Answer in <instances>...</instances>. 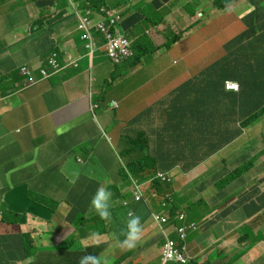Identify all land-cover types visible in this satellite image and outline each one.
Returning <instances> with one entry per match:
<instances>
[{
  "label": "crops",
  "instance_id": "0c3cea01",
  "mask_svg": "<svg viewBox=\"0 0 264 264\" xmlns=\"http://www.w3.org/2000/svg\"><path fill=\"white\" fill-rule=\"evenodd\" d=\"M71 1L82 13L85 11L84 0H0V264H61L59 252L54 248L60 240L74 235L75 227L67 219L70 205L81 202L89 209L90 200L99 186H121L124 183L117 166L112 168L117 172V178L108 180L101 162L97 161L99 168H96L92 159L79 158L76 161L82 167L78 166L73 174H63L59 170L62 181L56 186L61 193L55 197L59 204L50 209L28 197L35 183L28 189L19 186L14 174L17 167L12 165L14 162L23 156L27 160L42 158L34 157L33 150L45 141L44 145L52 147L56 139L64 136L70 137L64 142V150L70 147L68 154L73 151L71 146L91 139L90 143L96 144L92 148L94 150L99 146L97 140L104 143L94 154L108 156L114 146L123 149L122 133L134 136L140 131L151 139V148L158 150L159 159L165 156L176 161L173 166L179 165L171 171L176 181L170 186L178 209H190L193 202L192 206L200 211L198 216L205 218L204 225L191 232L188 239L189 252L195 261L198 264H264V115L230 143L232 98L228 95L222 97L215 91L198 98L191 94L203 79L213 75L214 65L220 60L222 63L228 54L236 58L239 67L238 77L228 80L245 84L248 75L264 73V37L242 43L246 48L243 52L237 51L238 46L227 47L229 41L246 30L242 19L254 7L246 4L245 0H238L228 9L210 10V14L215 15L213 17L207 14V9L204 10L209 7L202 5L182 15L176 12L178 7L172 0L164 6L158 5L155 23L150 30L143 31L137 25L128 29L126 25L124 31L132 34V40L142 39L143 35L147 37L141 50H149L150 54L143 61L146 66L152 65L155 71L151 74L150 87L132 90L131 82L144 67H131L125 62L114 67L115 70L105 68L104 60L108 57L103 39L96 31L97 49L92 58L88 57L77 30L78 21ZM256 1L264 6V0ZM142 3L143 0H107V7L120 11L128 9L123 16V22H126L132 8L142 6ZM92 19L97 22L99 16L94 14ZM173 41V45L167 46ZM153 46L157 47L155 51ZM54 52L60 53L62 63L69 57L79 60V67L69 66L41 80L39 69L48 67L47 60ZM25 65L34 69V77L39 80L33 86H29L28 79L20 74V68ZM102 72L104 76L112 77L110 96L119 98L108 101L104 109L102 101H98L102 93L96 78ZM189 81L195 82L191 84L189 95L192 124L197 114L201 128L207 131L205 136L199 137L207 143H199L197 154H213L223 148L219 155L195 168L187 162L181 163L176 156H168L161 121L174 105L184 99L174 93ZM96 102L99 107L94 111L92 107ZM113 103L118 105L117 108H112ZM254 110L256 108L250 103L243 101L239 109V124L250 119ZM130 123L133 125L125 127ZM72 129L74 137L70 136ZM104 130L108 132L103 134ZM45 136L47 139L43 141ZM51 153L44 157L50 159V174L55 170V162L61 161L54 160ZM110 161L114 163L116 160L112 158ZM44 168L39 166L38 170ZM235 169H244L247 173L240 177L238 184H230L227 191L220 190L216 181ZM9 172L11 176L8 179ZM80 178H96L98 181L92 184ZM76 180L82 181L79 188H84L79 195L69 192L71 186H77ZM192 183H196V196L191 201H180ZM87 186L89 190H86ZM39 193L46 195V199L51 197L46 189ZM226 194L229 195L225 197ZM133 205L131 202V207L111 208V222L104 221L107 234L100 235V238L101 242H109V246L103 257L107 256L111 264L130 251L117 246L114 231L126 228L130 211L138 215ZM210 205L212 210L204 214ZM2 215L17 220L3 221ZM88 215L97 214L89 211ZM141 223V239L133 248L136 253L126 263L134 259L142 261V264H162L158 253V260L153 261V248L159 251L164 236L156 228H151V216L141 219ZM212 224L219 227L216 232ZM24 233L32 237V243L26 247L21 239ZM92 233L95 232L88 231L74 247L80 249L92 244L87 239ZM244 233L250 239L240 241Z\"/></svg>",
  "mask_w": 264,
  "mask_h": 264
},
{
  "label": "clouds",
  "instance_id": "9594fccd",
  "mask_svg": "<svg viewBox=\"0 0 264 264\" xmlns=\"http://www.w3.org/2000/svg\"><path fill=\"white\" fill-rule=\"evenodd\" d=\"M143 1H146V0H143ZM149 1H150V3L155 5L156 11H158V9H157L158 5L162 4L164 6V3H169L172 0H170L168 2H166L164 0H149ZM156 1H159V3L157 4ZM193 1H196V0H193ZM208 1H209V4L206 5L205 7H209L210 10H213V11L223 10V9H216V7L214 6V3H213L214 0H208ZM236 1H238V0H234L232 3H230V5L227 7V9ZM245 1H246V4L251 5L250 0H245ZM71 4L74 7V10L76 13V18L78 21L77 30L80 32L81 40L84 42V46H85V49L87 51L88 57L92 58L96 52V49H97L96 41H95V37H94V31H96L102 37L103 43H104L103 46L105 47L106 56L113 63L114 67H117V66H119L125 62H128V64H131V67H133L132 61L130 62V60L133 59L135 56V51L133 48L135 41L136 40L140 41V43L142 45V44H145L147 42V37L143 35L142 39L138 38L134 41V40H132V37H129L128 34H126V32L124 31V27H123V23L125 22V21L123 22V16L128 9L120 11V10H116L118 8L107 7V4H106V6H102L98 9H94V8H90L89 3H87V5L85 4L84 14H82L81 11L78 9V6H76L75 3H73L71 1ZM177 7L178 8L176 9V12L178 14L183 15L187 11L188 4L185 6H177ZM134 8L135 7L132 8L133 12L132 13L130 12V14L127 17H129L130 15H132L134 13H137L142 17V21H143L145 19V14L141 10H139V11L134 10ZM193 10H194V8L192 9V11ZM187 13H189V12L187 11ZM94 14H97L99 16V20L97 22H94L92 19ZM199 16H201V14ZM83 18H87L89 20L90 24H89L88 31L80 28L81 19H83ZM112 20H115V22L112 23ZM129 29H131V28H129ZM104 30L109 31L110 33H112L115 36L117 35V36L124 37L130 44V50L132 52L131 56L124 58V59L120 60L119 62L114 61L110 56L109 41L107 39V36H106V33ZM85 35H88V37L84 38ZM174 43L175 42L173 41V42H171V44H167V46L173 45ZM153 48H155V46H153ZM155 50L156 49H154L153 51H155ZM149 54H147V55H149ZM144 58L145 57H143V59ZM53 59H55L58 63L59 67L57 69H54V67L51 64V60H53ZM143 59L140 63H138L137 65H134V66L135 67H137L139 65L141 66L144 63ZM47 64H48L47 68L41 66L39 69L40 75H41V80L48 79L52 75L57 74V73L61 72L62 70H65L69 66L79 67V60L72 59L71 57H69V59L65 63H62V61L60 59V53L54 52L48 58ZM23 69H27L29 71V74L24 73ZM20 72H21V75L25 76L28 79V85L29 86H33L39 82V80L34 77V69L31 66H29V65L22 66L20 68ZM43 72H45L46 74H44ZM189 82H191V81H189ZM192 83H195V82H192ZM180 88H178V90ZM225 90L229 91V92L240 93L241 84L239 82H236V81L228 80L225 83ZM190 92H191V90H190ZM174 94L176 96H178L177 95L178 91H176ZM189 95H186V94L183 95L182 97L184 99H182L180 104L174 105L171 108V110L165 116H163L161 118V121H162V125L164 128V134L166 135V143L168 146L167 147L168 156H172V155L176 156L180 160L181 163L187 162L190 164V166L195 168L200 163H203V162L207 161L208 159L219 155L220 152L223 150V148L217 149L216 152L213 154H205V155H198L197 154V152L199 151V147H198L199 143H207V140H205V139L201 140V139H199V137L205 136L207 131L205 130V128H201L197 114L194 115V117H196V119H195V123L192 124L191 117H193V114L190 111ZM98 101H100V100H98ZM183 102L185 104H181ZM117 106L118 105L116 103L112 104L113 109L117 108ZM98 107H99V104L96 102L93 104L92 110L95 111L96 109H98ZM237 109H238V107H237ZM239 115H240L239 109L235 110L232 107L233 121H232L231 132L236 131V130H241V133L239 134V136H240L242 134V132L246 128H249L251 125L248 127H245L243 125L245 120L239 124V121H238ZM239 136H237V137H239ZM130 137H133V136H130ZM237 137L235 139H233V137H232V140L230 143H233L234 141H236ZM149 140H150L149 145L151 147V139H149ZM226 143H227V145L229 144L228 140H226ZM122 144H123V149H124L126 144H125V141H123V136H122ZM123 149H122V151H123ZM204 149L210 150L206 147ZM177 166H179V165H177ZM177 166H174V167L170 168L169 170H167L165 168H161V170H163V171L157 172L155 175H153L152 177H150L144 181H139L137 178L131 176L130 180L124 181L125 185H129V190L126 189L125 191H122V188L119 186L120 192L121 193H127V194H129V196L126 198H123V199H118L117 194H116V196L113 199V203H111V204H110V201L112 198L111 191L109 190V188L106 185L99 186L97 188L96 192L94 193V195L92 196L91 200H90L89 211L90 212L94 211L105 222H111V219H112L111 208H112V206H113V209L120 207L121 204L123 206H130L131 207V203L128 204V202H127V199H129V198H132L133 203L142 202L149 209V214L152 217L153 225L156 226L155 228L157 229L158 233H160L162 236H164V242H163L162 247H161L162 248L161 249L162 258H160L161 263L162 264H198L195 261L194 257L189 252L188 239H189L191 232L198 230L205 223L204 222V223L200 224L199 218L201 216H198V214L200 213L199 209H197L196 207H193L190 209L187 208L190 210L191 217L197 216V218H195V219H188L187 215L185 213V210L182 211V210L177 209L176 215H175V220H174L171 209H170L171 206L176 205L175 204L176 196L174 195L173 189L170 187L160 189L154 183V181H156V178H157L163 184L170 183V186H172L176 181V176L173 175L171 173V171ZM120 169H125V168H120ZM236 170L245 171V172L241 173L238 178H235V179L229 181L225 187L221 186L223 180L220 179V180L216 181L218 184L217 187L220 190H224V191L227 190V188L229 187L230 184L232 185L233 183L238 181L243 174L247 173L246 170H244V169H235V170H232L231 172H228V174H226V176H224L225 177L224 179L226 180V178L229 177L231 175V173L233 171H236ZM127 181H129V183H127ZM161 192H164V193H161ZM138 195L140 196L139 198H137ZM184 197H185V195L181 196L180 201H183ZM155 200H157L158 204L154 202ZM151 203H152V205H151ZM155 206H159L160 209L157 210L155 208ZM55 207L56 206L53 203H50V202L48 203L47 208L52 209ZM156 215H161V216L167 217V221H158L156 219ZM181 228H186V236L185 237H182V234L180 232ZM142 231H143V225L141 223V217L136 215L134 213V211H130L128 213V219L126 221V231L124 232V239L121 241H118L117 246H119L123 249H128V250L135 248L137 246V243L141 239ZM24 234H26V233H24ZM65 239H63L62 241H64ZM87 239H89L93 242L91 245H88L89 247L98 246L99 243H101L100 234H98V233H92L89 237H87ZM239 240H240V238H239ZM170 241L176 242L177 246L184 252L185 256L187 257V259H188L187 262H183V261L177 260V259H167L166 254H165V250H166L167 244ZM79 264H111V262L107 256H104L102 259L101 256H99V255L87 254V255H84L80 258ZM203 264H206V263H203ZM212 264H214V263H212Z\"/></svg>",
  "mask_w": 264,
  "mask_h": 264
},
{
  "label": "trees",
  "instance_id": "16d2710c",
  "mask_svg": "<svg viewBox=\"0 0 264 264\" xmlns=\"http://www.w3.org/2000/svg\"><path fill=\"white\" fill-rule=\"evenodd\" d=\"M85 4L89 3L90 8L98 9L102 6H106L107 0H84ZM166 2L170 0H164ZM234 0H214V6L216 9H225L227 8L230 3H232ZM158 4L159 1H156ZM250 4L254 7L251 13L243 17L242 21L246 25V30L236 36L234 39L228 42L227 47H233L238 46L237 51L243 52L246 50L245 47L242 46V43L245 41L252 39L255 40L257 37L258 39H261L264 37V6H260V2L256 0H250ZM142 21V17L134 13L126 18V22L123 23V27L125 28L126 25H128V29L136 26L139 22ZM249 44V43H248ZM143 45H141L140 41H135V44L133 46L135 51V56L132 61L133 66L140 63L147 54L150 53L149 50L141 48ZM157 49L156 47L153 48ZM223 62L221 63V60L216 63L215 67L213 68V75L210 76L208 79H203L198 84V89L195 91V88L192 90L191 94L194 95V97L198 98L199 96H205V93L209 91H215L218 95L225 97L228 95L232 98V105L233 109L238 110L240 109V105L243 101L250 103L253 108H256L254 110L253 115L250 119L244 121L243 125L245 127H248L252 125L253 123L257 122V120L264 115V73L261 75H248L246 77V83L241 84V91L240 93L236 92H228L225 90V83L230 78H237L239 75V67L237 64L236 58H233L232 55L228 54L223 58ZM233 63V65L230 64ZM192 82L186 83L184 86H182L178 90V96L183 95H189L190 94V87ZM181 104H185L184 102ZM238 107V109H237ZM241 133V130H236L232 132V137L235 139L239 134ZM149 139L147 135L140 131L135 136L130 137L129 142H125L126 146L122 151L123 156H128V162H127V169H119V176L122 180H130V177L133 176L137 178L139 181L147 180L148 178L152 177L159 171L161 168L165 167H174L175 161L172 159H167L165 156H160V159L158 157V154H155L153 151V148L149 145ZM134 154V155H133ZM130 157V158H129ZM169 170V169H167ZM245 171L236 170L231 173L229 177L226 178V180L222 181L221 186L225 187L229 181L238 178L241 173H244ZM61 176V174H60ZM156 186L160 189L168 188L170 187V183L163 184L160 180L156 178V181H154ZM109 190L112 193V200L117 194L118 199H123L129 196L127 193H121L119 190V186L117 184H111L109 187ZM72 191L75 189L73 186L71 187ZM80 193V192H79ZM79 193H73L75 195H79ZM196 196V193L193 192L192 194L188 195L186 194L183 201H191L192 198ZM32 198V200L44 207L48 206V203H53L55 206L56 201L50 197V199H46V195L36 192L34 194H30L29 196ZM191 207L193 208V202L190 203ZM112 206V205H111ZM70 210L67 215V219L69 222H71L75 227L74 235H70L67 237L64 241H61L56 245V248L59 252L58 260L61 264H79L80 258L87 254L92 255H99L101 258L103 257L106 249L109 246V242H101L98 246H86L85 248H75L74 245H76L77 241L85 236L88 231H92L95 233H98L100 235L107 234L105 227H104V220H102L98 215H88L89 209L87 207H83V203H78L77 205H70ZM121 207L123 205L121 204ZM113 208V206H112ZM132 208L136 211V213L141 217L142 220H145L147 217L150 216L149 209L147 206L142 203H134ZM171 212L173 215V218L175 220V215L178 207L176 205L171 206ZM1 220L6 221H16L17 219H7L4 215H2ZM126 231V228L117 229L115 234V240L121 241L124 239V232ZM258 237V235L256 236ZM22 245L26 247V245L29 243V245L32 243V238L29 234H22ZM250 237L244 233L241 235L240 240H249ZM91 245V244H89ZM136 253V251L130 250L128 254H123L119 259L114 261V264H142L141 261H135L132 259L128 263H126V260L129 259L131 256H133ZM103 259V258H102ZM208 264V263H206Z\"/></svg>",
  "mask_w": 264,
  "mask_h": 264
},
{
  "label": "rangeland",
  "instance_id": "374dc122",
  "mask_svg": "<svg viewBox=\"0 0 264 264\" xmlns=\"http://www.w3.org/2000/svg\"><path fill=\"white\" fill-rule=\"evenodd\" d=\"M142 6H137L136 8H134V10H141L144 14H145V19L143 21H141L138 25L137 28L141 29L143 31L145 30H150L151 28H153V23L155 22L154 17L156 16V8L155 5L150 3L149 0L143 1ZM188 4V8L187 11L189 13L192 12V9L195 8L197 5H202V6H206L209 4L208 0H175L173 5L174 6H185ZM208 10L207 14L210 15V17H213L215 15L210 14V8H205L204 10ZM187 11L183 14L186 15ZM82 13V12H81ZM84 14V12L82 13ZM76 15V13H75ZM129 37H133L131 33H128ZM169 44V43H168ZM105 63V68H112L114 69V65L113 63L107 58L104 60ZM140 67H144V69L142 71H140L139 75L137 77H135L133 79V81L131 82V89L133 90L135 89H147L148 87H150L152 85V73L155 72L154 68L152 65H147L145 63H143ZM21 74V72H20ZM139 76H145V78H141ZM99 79V90L101 91V99L100 101H102V109L105 108V106L107 105V102L110 103V101L112 100H119V98L115 97V96H110V89H111V83H112V77L111 76H104V73L102 72L101 74L98 75V77H96ZM133 123L127 124L125 127L127 126H132ZM124 127V128H125ZM106 130H104L103 134H106ZM70 136L74 137L75 136V131L72 129L70 130ZM123 136V141L125 142H129L130 139V135L127 134L126 132L122 133ZM47 136H45L44 138H42V140H46ZM70 139L69 136H64L62 139H56L54 144L52 145H44L45 143H47L46 141L44 142V144L39 145L35 150H33L32 154L34 157H42L40 159H36V160H27L26 156H23L21 159H19L18 162H14L12 165L16 166V170L14 171V174L17 176V183L19 184V186H25L27 189L28 187L35 183L33 186H31L30 189V194H34L36 192H40V191H44V189H46V191L50 192V196L55 199V197L61 193L58 189V187L56 186V183H60L62 180L60 178V169L62 171L63 174H73L75 172V170L77 169L78 166L82 167V164L77 163V159H92V162L94 163V167L99 168V164L97 163V161L101 162V166L104 167L106 170L103 171L104 175L106 176V178L109 179H116L117 178V172L115 170H113V166H117L118 169L120 168H127V162H128V156H123L122 155V149L118 148V147H113L111 149V151H109V155L106 156L104 153L102 155L99 154H94L99 152L100 147L104 146L103 141L101 140H97L98 141V149H92L94 147V145L96 144H92L90 143L91 139H87L84 140L83 142H80L78 144H76L75 146H71L73 151L70 152V154H68V149L64 150V142L65 140ZM52 149V150H51ZM64 150V151H63ZM105 149H102V151H104ZM52 152V153H51ZM52 155V158L54 160L58 159L61 161L55 162V165H53V168L56 170H54L51 174H50V159L46 160L44 159V157L48 156V155ZM154 153L157 154L158 150L155 149ZM134 155V154H133ZM114 158L116 161L113 163L112 161H110V159ZM97 159V160H96ZM22 161V162H20ZM10 165H8L7 167H9ZM42 166L45 167L42 170H38V167ZM29 170H35V172H28ZM226 174H228V172H226ZM11 176V172L8 173V179ZM226 176V175H225ZM225 177H221V180H225ZM80 180L85 181L86 183H95L96 178H80ZM80 180H76V184L77 186H73L75 189L72 191L71 187L69 189L70 193H79L80 191H82L83 189L79 188V184L82 183V181ZM72 182H75L72 181ZM202 181L198 182L197 184H200ZM239 180L236 181L234 184H238ZM218 186V184H217ZM122 189H127L129 190V185H125V183H122L120 186ZM64 191H65V187ZM197 189L196 187V183H192V185L189 187V190L187 191V194L190 195L194 192V190ZM86 190H89V186H87ZM227 191V190H225ZM229 194H226L225 197H227ZM234 195V194H233ZM215 197H219V196H215ZM57 199H55L56 201ZM128 204L132 202V198L127 199ZM155 203L158 204L157 200L154 201ZM153 203V202H152ZM151 203V205H152ZM59 204V201H56V205ZM155 208L157 210L160 209L159 206H155ZM212 210V205L209 206V208L205 211L204 214L209 213ZM185 213L187 215L188 219H195L197 218V216L191 217L190 214V210L186 209ZM200 224L205 222V218H203L202 216L199 218ZM151 226V225H150ZM215 232L219 229L218 226L212 224L211 225ZM156 226L153 225L151 226L152 229H154ZM61 241V240H60ZM59 242V241H58ZM154 242H152L153 244ZM160 244V242H158ZM162 247V246H161ZM54 251H58V249L54 248ZM157 253L159 255L160 258H162L161 256V248L159 249V251L155 250L153 248V261L158 260L157 258ZM141 259V257H140Z\"/></svg>",
  "mask_w": 264,
  "mask_h": 264
},
{
  "label": "built area",
  "instance_id": "2783aa9c",
  "mask_svg": "<svg viewBox=\"0 0 264 264\" xmlns=\"http://www.w3.org/2000/svg\"><path fill=\"white\" fill-rule=\"evenodd\" d=\"M114 22L115 20H112V23ZM89 24H90L89 20L87 18H83L81 19L80 28L88 31ZM105 33L109 41L110 56L114 61L119 62L120 60L131 56L132 52L130 50V44L124 37L117 36V35L115 36L109 31H105ZM87 37L88 35L84 36V38H87ZM51 64L54 67V69H57L59 67L55 59L51 60ZM23 71L24 73L29 74V71L27 69H23ZM43 73L46 74L45 72ZM139 197L140 196L138 195L137 198ZM156 219L158 221H167V217L161 216V215H156ZM180 232L182 234V237L186 236V228H181ZM165 254H166L167 259H177L183 262L188 261L184 252L177 246L175 241H170L167 244Z\"/></svg>",
  "mask_w": 264,
  "mask_h": 264
}]
</instances>
